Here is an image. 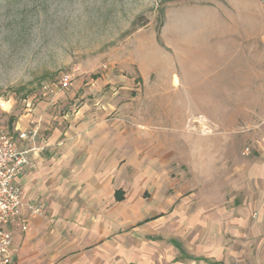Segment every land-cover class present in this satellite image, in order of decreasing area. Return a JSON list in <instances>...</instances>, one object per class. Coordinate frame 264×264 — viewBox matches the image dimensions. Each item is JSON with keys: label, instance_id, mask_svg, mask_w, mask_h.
<instances>
[{"label": "rangeland", "instance_id": "obj_1", "mask_svg": "<svg viewBox=\"0 0 264 264\" xmlns=\"http://www.w3.org/2000/svg\"><path fill=\"white\" fill-rule=\"evenodd\" d=\"M263 34L264 0H0V124L12 135L31 112L38 133L53 127L79 146L73 163L86 164L72 167L75 177L93 169L111 178L103 193L123 190L118 228L97 216L120 264L132 201L178 213L134 236L137 261L264 264V182L236 173L243 160L264 161ZM115 138L117 152L107 151ZM74 205L61 198L71 213L54 219L88 226L92 216ZM208 206L240 225L190 229Z\"/></svg>", "mask_w": 264, "mask_h": 264}, {"label": "crops", "instance_id": "obj_2", "mask_svg": "<svg viewBox=\"0 0 264 264\" xmlns=\"http://www.w3.org/2000/svg\"><path fill=\"white\" fill-rule=\"evenodd\" d=\"M37 121L38 118H33L31 112L21 115L12 128L13 134L10 135L20 150L27 151V157L31 165L22 175L16 178L17 185L21 188L26 201L38 199L45 202V217L32 219L26 231H21L15 225L11 227L13 249L15 251L12 256V264H120L119 260L123 257L121 256L122 251L120 252L114 240H104V227L101 223L104 220L97 216L106 214L111 219L109 222L110 228L108 229L111 230L114 225L117 229L119 225L117 218L119 208L113 206V203L118 204L124 201L123 190L117 189L112 194L103 193L105 189L108 190L107 180L111 182V178L100 176L94 173L93 169L90 170L89 177L86 173H79L75 177L72 172L76 167H72L77 165H74L73 157L77 153L76 147L79 146H72L68 143L67 134L65 135L56 128L52 127L47 135L38 133L37 140L33 145L36 150H31L32 144L21 140L19 135L32 130ZM118 142L117 138L114 141L112 139L107 151H116ZM113 144H116L115 147H113ZM211 151L212 149H208V153ZM82 153H86V150H83ZM78 160L77 168L81 164L85 166L86 163H83L85 156L81 159L79 157ZM207 160L209 161V159ZM94 163L98 164L95 157L93 165ZM195 163L198 164L197 161ZM236 168V173L247 177V182H264V161L258 160L255 163L253 162L252 165H248L243 160V163L236 166ZM196 169H198V166ZM104 178L107 179L105 185L102 181ZM69 197L73 199V202L77 201L79 203V206H73L76 209L78 207V214L92 216L88 226L82 224L73 228L71 222L54 219L58 214L70 215L71 211L66 210L67 207L57 206L61 198L68 200ZM231 198L236 199V196L233 195ZM176 199L170 200L172 203L170 205L173 207ZM160 207H162V204L160 205L158 202H155L154 205L145 206L143 204L140 206L132 201L123 212L124 214H121L122 226L126 225L130 235H132L130 236V244L128 243L126 249L128 252L126 261L123 263L146 264L149 261L148 258L143 261L136 260L134 236L152 233L151 230L157 227L161 229L159 226L162 223L171 221L173 216L174 220L177 219L175 215L178 213L175 212V208L172 209L171 216L168 218V215L162 216L157 213ZM235 211L232 208V212ZM73 212H76L75 208ZM228 213L224 208L217 210L213 206L198 209L197 213H193L195 216L197 215V219H194L196 222H192L194 226L190 229L199 231L204 229L215 230V225H218L217 228L232 230V223H239L240 225V221L238 219L232 220L230 216L225 218V214L228 215ZM112 215H116V219L113 220ZM216 216H219V218L222 216V220L216 221ZM68 219L70 218H65V220ZM180 224L176 223L175 226ZM173 228L174 226H172ZM75 234L77 237H75ZM147 239L149 240L148 237ZM156 239L159 240V238ZM213 243L215 244V240ZM210 244L212 243L208 239L207 245L210 246ZM221 245L223 246L224 242ZM184 257L183 255L178 257L181 264L185 262L184 259L191 262L207 260V257L201 256L193 257L189 255ZM211 264H219V262H211Z\"/></svg>", "mask_w": 264, "mask_h": 264}, {"label": "built area", "instance_id": "obj_3", "mask_svg": "<svg viewBox=\"0 0 264 264\" xmlns=\"http://www.w3.org/2000/svg\"><path fill=\"white\" fill-rule=\"evenodd\" d=\"M264 45V34L261 36ZM62 88H67L69 78L63 77L60 82ZM38 137L36 129L23 132L21 140L32 144L31 150ZM27 151L20 150L14 143L9 131L0 124V264H12L13 235L12 226L21 231L28 229L32 219L45 217L46 204L43 200H25L16 178L30 168Z\"/></svg>", "mask_w": 264, "mask_h": 264}, {"label": "bare ground", "instance_id": "obj_4", "mask_svg": "<svg viewBox=\"0 0 264 264\" xmlns=\"http://www.w3.org/2000/svg\"><path fill=\"white\" fill-rule=\"evenodd\" d=\"M176 79V78H175Z\"/></svg>", "mask_w": 264, "mask_h": 264}]
</instances>
